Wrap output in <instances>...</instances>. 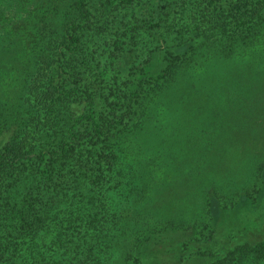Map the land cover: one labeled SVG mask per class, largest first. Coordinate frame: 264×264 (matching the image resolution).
I'll use <instances>...</instances> for the list:
<instances>
[{
  "label": "rangeland",
  "instance_id": "rangeland-1",
  "mask_svg": "<svg viewBox=\"0 0 264 264\" xmlns=\"http://www.w3.org/2000/svg\"><path fill=\"white\" fill-rule=\"evenodd\" d=\"M70 1L0 0V137L20 139L28 131L35 146L51 138L26 99L27 87L37 75L44 81L51 76L53 58L46 60L49 67L39 58L58 37ZM171 1L176 10L177 0ZM193 2L173 17L180 37L175 44L202 45L118 145L124 185L107 193L102 234L109 239L98 247L97 264H210L264 241V43L239 44L226 55L221 34H206L203 42L193 31L200 19ZM23 22L41 34L36 53L30 50L33 31L22 29ZM144 44L145 57L132 66L148 71L154 60L146 49L156 46ZM39 236L31 244L41 243ZM21 256L28 261L27 251Z\"/></svg>",
  "mask_w": 264,
  "mask_h": 264
},
{
  "label": "trees",
  "instance_id": "trees-1",
  "mask_svg": "<svg viewBox=\"0 0 264 264\" xmlns=\"http://www.w3.org/2000/svg\"><path fill=\"white\" fill-rule=\"evenodd\" d=\"M189 1L200 15L193 31L203 42L213 31L224 36L226 55L239 44L264 43V0H177L176 10L171 0L70 1L58 37L39 58L45 67L53 58L51 76L44 81L37 75L27 87L26 99L51 138L35 146L28 131L20 139L0 137V264L99 262L98 247L109 239L102 234L107 193L124 185L118 145L202 45L175 44L180 37L173 17ZM19 26L32 29L30 50L36 53L39 30L25 22ZM144 39L156 46L146 49V58L154 60L148 71L132 66L145 57ZM37 236L42 242L31 244ZM23 250L28 261L22 260ZM262 259L264 241L239 246L210 264Z\"/></svg>",
  "mask_w": 264,
  "mask_h": 264
}]
</instances>
